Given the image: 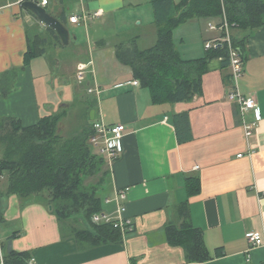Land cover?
Listing matches in <instances>:
<instances>
[{"label": "crops", "instance_id": "1", "mask_svg": "<svg viewBox=\"0 0 264 264\" xmlns=\"http://www.w3.org/2000/svg\"><path fill=\"white\" fill-rule=\"evenodd\" d=\"M19 1L0 0V118L31 126L50 114L79 111L85 118L95 110V118L108 125H126L119 158L111 165L105 160L106 191L113 199L127 190L124 217L134 230L120 244L80 247L44 198L4 195L5 223L17 221L19 228L12 248L30 253L35 264H264V247L247 238L264 234V26L233 31L246 41L240 89L256 97L261 115L248 138L238 104L228 99L231 68L224 69L222 59L209 63L201 96L176 104H155L119 59L121 47L146 50V39L157 41L151 0H48V12L70 31V44L50 41L45 54L27 61L30 40L47 28ZM97 12L102 14L94 18ZM75 15H87L88 22L72 23ZM219 23L193 19L179 26L174 43L182 58L205 57V45L222 36L210 27ZM80 65H88L84 82L76 78ZM61 67L70 68L74 85ZM182 114L190 126V139L183 141L175 125ZM256 119V112L247 114L249 122ZM61 129L66 134V118ZM187 199L190 220L211 256L202 263L189 262L184 249L166 239L167 226L182 223L180 206ZM116 209L114 202L105 204V213L115 215Z\"/></svg>", "mask_w": 264, "mask_h": 264}, {"label": "trees", "instance_id": "2", "mask_svg": "<svg viewBox=\"0 0 264 264\" xmlns=\"http://www.w3.org/2000/svg\"><path fill=\"white\" fill-rule=\"evenodd\" d=\"M151 1L157 27L156 44L146 50L135 45L121 47L118 56L130 66L134 79L150 91L155 104L190 102L201 96L203 77L212 60L222 59L223 68L230 67L226 44L207 50L203 58L183 59L174 43V31L179 26L193 19L222 22L224 18L233 31H254L264 26V0ZM46 30V35L38 34L30 40L26 61L45 54L50 41L64 46L54 30ZM233 40L244 53L246 41L235 37ZM228 83L231 87V76ZM68 115L69 111L50 114L31 126H24L16 118H0V180L3 177L7 181L5 192L0 187V223L6 222L1 210L4 195H17L25 200L41 197L80 247L120 244L124 235L114 223L92 222L95 214L105 212L109 176L105 159L90 144L93 121L87 112L88 122L70 132L72 127L65 134L61 128ZM175 125L180 140L190 139L188 114L176 115ZM98 176L96 184H87L88 179ZM188 191L189 195L193 194L190 188ZM179 214L182 223L170 224L165 230L167 242L183 248L189 262L210 260L203 232L190 220L188 199L181 204ZM18 236V232H13L4 240L0 238L4 264H30V253L12 248ZM222 254L221 250L217 251L218 257Z\"/></svg>", "mask_w": 264, "mask_h": 264}, {"label": "built area", "instance_id": "3", "mask_svg": "<svg viewBox=\"0 0 264 264\" xmlns=\"http://www.w3.org/2000/svg\"><path fill=\"white\" fill-rule=\"evenodd\" d=\"M23 1L25 0H20L19 3H22ZM48 3V0H43L40 4L46 7ZM101 14V12H97L93 14V17L98 18L101 16ZM88 19L89 17L87 15H75L70 18V21L74 24H80L82 21L87 23ZM210 27L211 29H218L222 33V36L216 41L208 42L205 45V48L206 50H210L212 48H217L221 44H226L228 46L231 68V88L228 94V99L238 104L246 136L249 138L254 134L258 122L261 119V115L256 97L245 96L240 89V80L245 73L244 55L242 53V50L234 45L233 30L225 18L219 26L211 25ZM87 70L88 65H80L78 67V81L84 82L86 80V76L88 74ZM136 83L140 84L138 81ZM89 92L95 93L97 91L89 89ZM250 111L256 112L257 119L254 122H249L247 120V114ZM93 131L94 134L90 139V144L92 145L96 153L101 155L105 160L107 159L111 165L116 159L119 158L122 152L121 141L126 131V125H108L104 123L102 119L95 118L93 121ZM241 156L242 155H240V157ZM126 199L127 190H118L113 199H106V203H116V214L110 215L105 212L95 214L92 218V222L94 224L114 223L115 227H118L122 230L123 235H126L128 232L133 231L134 225L132 220L124 217V214L126 213ZM247 238L253 247H264V234L252 232L248 234ZM29 263L35 264V260L31 259ZM0 264H4V257L1 248Z\"/></svg>", "mask_w": 264, "mask_h": 264}, {"label": "rangeland", "instance_id": "4", "mask_svg": "<svg viewBox=\"0 0 264 264\" xmlns=\"http://www.w3.org/2000/svg\"><path fill=\"white\" fill-rule=\"evenodd\" d=\"M77 9L78 7L77 6H72V9ZM73 9V10H74ZM156 44V41H155V43L153 42V44H152V42H151V37L150 38H148V39H146V41H145V43L142 45V49H149V48H152L154 45ZM66 49V48H65ZM65 56H66V54H65ZM63 70H65L66 71V73L68 74V77L70 78V82L74 85V75H69V73H70V68L69 67H61L60 68V71H63ZM56 75H58L57 73H56ZM76 78H77V76H76ZM65 82H66V79H65ZM66 84V83H65ZM68 84H69V82H68ZM55 94V93H54ZM76 107L75 108H77V105H75ZM77 111V110H76ZM70 113V112H69ZM85 115V114H84ZM83 115H82V113L80 114V112L79 111H77V112H71L70 113V115H68V117L66 118V131H69L72 127V129H71V131L70 132H74V130L79 126V125H81V124H84V123H87L88 122V118L86 117V115H85V120H83ZM83 121H82V120ZM68 134H70V133H68ZM106 169V168H105ZM3 181H5V184H6V186H7V181H6V178H4V180ZM99 181V176L98 177H94V178H90V179H88L87 180V184L88 183H93V184H96L97 182ZM2 185L4 186V184H3V182H2V180L0 181V187H2ZM50 207L51 206H49L48 208L50 209ZM18 224V222L17 221H11L9 224H7V223H0V238H2L3 240L5 239V238H7L9 235H11L13 232H16L17 231V229H19L18 228V226H16ZM1 235H2V237H1Z\"/></svg>", "mask_w": 264, "mask_h": 264}, {"label": "water", "instance_id": "5", "mask_svg": "<svg viewBox=\"0 0 264 264\" xmlns=\"http://www.w3.org/2000/svg\"><path fill=\"white\" fill-rule=\"evenodd\" d=\"M22 7L32 13L42 25L56 32L64 46L70 44V31L66 25L57 17L50 14L46 7L42 6L38 1L25 0L21 3ZM90 119L94 121L95 110L90 112ZM52 209V207H50Z\"/></svg>", "mask_w": 264, "mask_h": 264}, {"label": "bare ground", "instance_id": "6", "mask_svg": "<svg viewBox=\"0 0 264 264\" xmlns=\"http://www.w3.org/2000/svg\"><path fill=\"white\" fill-rule=\"evenodd\" d=\"M117 229V228H116Z\"/></svg>", "mask_w": 264, "mask_h": 264}]
</instances>
